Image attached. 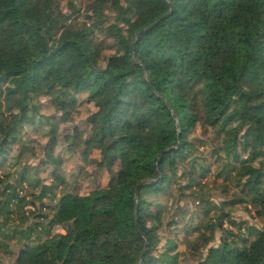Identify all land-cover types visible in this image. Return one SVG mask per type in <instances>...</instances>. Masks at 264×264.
<instances>
[{
    "label": "trees",
    "instance_id": "1",
    "mask_svg": "<svg viewBox=\"0 0 264 264\" xmlns=\"http://www.w3.org/2000/svg\"><path fill=\"white\" fill-rule=\"evenodd\" d=\"M41 98L58 119L33 107ZM82 106L95 110L87 127L63 136L82 162L70 191L53 151ZM43 127L44 169L20 166L26 130ZM239 206L264 219V0H0V253L264 264V227L237 219Z\"/></svg>",
    "mask_w": 264,
    "mask_h": 264
},
{
    "label": "rangeland",
    "instance_id": "2",
    "mask_svg": "<svg viewBox=\"0 0 264 264\" xmlns=\"http://www.w3.org/2000/svg\"><path fill=\"white\" fill-rule=\"evenodd\" d=\"M77 4L83 5L85 4L86 0H75ZM64 9L67 8L66 4L63 3ZM110 42V41H109ZM41 103L44 105V107L41 109L39 105H37V101L33 102L32 105L33 107H38L39 113L43 114L45 117L52 118L60 117L59 114L55 112V110L52 108L50 103L46 100V98H41ZM38 111V110H36ZM94 108L91 106H82L77 114H75L70 120L69 123L63 125H59V134H58V145L54 148L53 154L57 155L60 154L61 157L63 156L62 159H64V162L62 163V170L65 173L66 176V181L68 186V189L70 191H73L75 184L77 183V178H76V173L77 169L80 165H82V162L80 160V157L78 155H73L70 154L69 152L66 151L67 144H63V136L66 135L68 132H72L74 127H81L85 128L87 127V120L92 112H94ZM48 132L47 128H39V131H33L31 128H28L26 130V135L24 139V144H22V147L29 146L32 147V153H25L22 156V163H20V166H28L34 169H39L41 170L44 169V167H41V164L43 161L47 160V155H48V149L46 146L48 145L49 142V136L45 135ZM201 133L198 132L197 135H200ZM61 141V143H60ZM21 151V150H20ZM19 152V151H18ZM55 166L49 165L44 172L41 173L40 177L42 178H49V172L52 171V169ZM21 169V168H19ZM119 169V164L115 166V171ZM87 171L89 173H94V168L88 167ZM93 171V172H92ZM50 179V178H49ZM110 179V176L108 174H103L102 179L100 180L101 184L106 187L108 185V181ZM98 176L97 174H94L93 178H91V182H84L81 184V187L79 188V193L83 195L89 194L93 189H95V182H98ZM50 182V180L48 181ZM213 197L216 202H220L222 200V196L220 195V192L214 191L213 192ZM236 214L235 217L239 220L242 221H248L252 225L258 227V228H263L264 227V219H258L255 218L247 209L245 206H239L236 208ZM166 220L167 217H166ZM56 232H61L65 233V229H62L60 227L55 228ZM164 236H170L168 234V231H163L161 233ZM220 234L217 236V242L219 239ZM184 236L181 235L180 240H179V247L180 250L183 251L185 249L184 245L182 244V239ZM20 246L16 245L15 243L10 245V251L11 254H2L0 253V263L1 264H15L16 258L18 257L19 251H20Z\"/></svg>",
    "mask_w": 264,
    "mask_h": 264
},
{
    "label": "water",
    "instance_id": "3",
    "mask_svg": "<svg viewBox=\"0 0 264 264\" xmlns=\"http://www.w3.org/2000/svg\"><path fill=\"white\" fill-rule=\"evenodd\" d=\"M173 12V8L171 9V12L170 14ZM170 14L166 15L164 18H162L160 21H158L157 23H155L153 26L149 27L148 29H146L145 31L141 32L138 34V36L140 35H143L145 32H147L148 30L154 28L159 22L165 20L166 18H168L170 16ZM147 183H149V181H144V182H141L138 186H137V189H136V198L138 197V192L140 190V188L143 186V185H146ZM147 248V247H146Z\"/></svg>",
    "mask_w": 264,
    "mask_h": 264
}]
</instances>
